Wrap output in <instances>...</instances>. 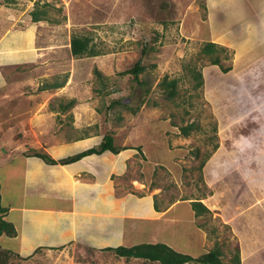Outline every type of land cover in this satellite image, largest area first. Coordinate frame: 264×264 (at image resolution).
Instances as JSON below:
<instances>
[{"label":"rangeland","instance_id":"obj_1","mask_svg":"<svg viewBox=\"0 0 264 264\" xmlns=\"http://www.w3.org/2000/svg\"><path fill=\"white\" fill-rule=\"evenodd\" d=\"M13 1H8V7L18 9L23 23L29 21L36 3H47L48 10V19L36 22L33 59L7 75L30 83L27 90L24 88V94L13 98V104L24 109L22 115L29 121L28 133L24 134L34 138L35 145H54L55 139L64 145L65 141L75 144L79 140H85L82 145H97L106 133L113 135L116 145H141L145 154L141 151L124 173L126 180L131 179L126 189L145 185V188L161 191L158 199L162 206L184 198L205 200L213 212L209 210L194 221L196 226L202 224L200 233L205 239V248L217 242L223 250L224 264H233L231 257L238 245L240 264H264V181L249 189L239 179L244 169H250L253 174L262 171L264 176V154H253L257 146L264 150V145L247 143L251 152L229 158L228 161L234 163L228 166L227 174L215 175L214 180H208L207 171L203 170L205 161L218 145H223L226 151L231 147L227 139L230 135L226 136L228 126L232 129L230 134L239 138L237 127L227 126L225 122L229 116L246 109L239 110L236 98L222 106L224 95H229L227 87L232 84L227 78L216 80L211 90L216 94L210 100L205 96L204 82L213 84L215 75L240 71V63L234 64L235 51L224 44L212 40L224 47L216 65L200 52L205 42L214 39L215 33L211 30L209 34L207 30L208 18L212 22V15L227 0ZM261 1L264 0H244L243 6L238 5V11L245 17V12L255 10ZM219 18L223 16L217 20ZM237 19H241V15ZM239 24L236 20L232 33L226 37L237 36ZM72 34L89 36L101 54L73 56L69 44ZM139 59L144 67L139 74L143 85L127 72ZM189 67L201 71L203 85L200 88H194L195 80ZM164 76L178 79V95L172 99L160 89ZM64 78L62 87L41 89L47 83ZM246 92L249 93V89ZM70 101L73 102L63 109ZM124 103L139 108L133 112ZM260 106L254 116L264 121V103ZM7 120L0 118V184L4 170L11 166V160L2 154L13 153L16 145L26 140L19 127L8 129ZM191 122L198 128L187 136L182 135L180 127ZM232 146L246 145L241 142ZM201 162L204 164L199 166ZM206 179L213 182L211 187L204 182ZM139 182L142 185L138 186ZM15 189V183L10 181L8 192ZM243 224L251 226L248 236ZM4 240V246L0 244L3 249L0 264H159L84 246L63 251L43 249L20 257L6 248L10 240ZM203 253L196 248L191 255L197 257Z\"/></svg>","mask_w":264,"mask_h":264},{"label":"crops","instance_id":"obj_2","mask_svg":"<svg viewBox=\"0 0 264 264\" xmlns=\"http://www.w3.org/2000/svg\"><path fill=\"white\" fill-rule=\"evenodd\" d=\"M8 1L14 2L2 0L0 3V118H11L6 121L8 129L19 127L18 130L26 136L29 121L22 115L24 109L13 104V98L23 93L24 88L27 90L30 83L7 75L33 59L36 22L43 20L32 21L29 15V21L24 20L23 23V16L18 14V9L8 7ZM243 1L227 0L220 10H216L212 15L213 21L208 18L207 23L209 34L211 30L215 33L214 39L208 42H219L232 48L235 51L234 64L240 63L241 66L238 73L225 71L215 75L213 84L204 82L207 86L205 96L210 100L212 95L216 94L211 91L216 80L227 78L232 84L227 87L229 95H224L222 106L236 98L239 110L246 107L244 111L229 116L225 122L227 126L230 124L237 127L239 138L230 134L232 129L228 126L226 136L230 135L227 138L231 141L229 150L226 151L223 145H218L205 164L203 163V168H208L203 169L207 171L208 180H214L217 177L215 175L220 177L227 174L228 166L234 163L228 161L229 158H234L239 153H250L247 143L264 145V121L254 116L261 103H264V1L258 2L255 10L246 11L245 17L238 11V5L243 6ZM231 13L238 15L233 16ZM239 15L243 20L237 19ZM221 16L223 18L217 20ZM236 20L240 22L237 29L239 33L233 38L226 37L232 33L231 29ZM246 89H249V93ZM32 113L37 114L33 111ZM236 115H240L239 119L235 118ZM257 128L258 130L254 131ZM55 140L52 141L54 145H35L34 138L26 136L24 142L16 145L13 153L2 154L7 155V160H11V166L4 170V177L1 179L4 189L0 184V219L11 223L15 234H1V245L4 246L3 243L6 242L4 238L10 240L6 248L20 257L43 249L63 251L77 246L102 252L111 251L110 248L117 246L164 243L188 255L196 248L206 252L213 247L205 248V239L200 233L202 224L196 226L194 223L196 217L203 215H195L191 206V201L199 200L213 212L205 200L184 198L171 204L163 203L166 205L162 206L158 199L161 191L145 188V185L130 186L133 191L126 189L131 179L126 180L124 173L130 164L133 165L137 156L141 155V151L145 154L141 145H117L121 147L117 153L105 150L67 163H47L33 153L34 150H43L53 159L59 160L96 146L82 145L85 140H77L75 144L65 141V145ZM241 142L246 146H232ZM255 150V156L264 154V150L258 146ZM207 165L209 167H206ZM244 170V175L239 179L248 185L249 189L264 181L262 171L260 175L253 174L250 169ZM208 180L204 182L211 187L213 182ZM10 181L16 186L12 193L7 190ZM138 184L142 185L141 182ZM242 226L248 236L247 232L251 226Z\"/></svg>","mask_w":264,"mask_h":264},{"label":"trees","instance_id":"obj_3","mask_svg":"<svg viewBox=\"0 0 264 264\" xmlns=\"http://www.w3.org/2000/svg\"><path fill=\"white\" fill-rule=\"evenodd\" d=\"M46 4L39 5L35 4L34 8L30 11L32 21H40L47 20L48 10L46 8ZM70 52L75 57L80 56H96L101 54L100 50H98L93 43H91V38L87 35H76L72 34L70 37ZM224 51V47L219 46L214 42H205L201 47V54L207 56L212 64H218L220 61V54ZM144 67L141 64L140 59L133 65L132 68L127 70V72L133 75V79L139 84L143 85V80L139 78V74L143 71ZM189 71L192 72V77L194 81V88H200L203 85L202 73L200 70H196L194 67H189ZM66 79L64 78L62 81H56L53 83H47L42 86L41 89L47 88H59L65 84ZM177 78H168L164 76L160 81V89L164 92V94L168 98H174L177 93ZM148 89L146 90V92ZM73 101L68 102V104L63 105V109L67 108ZM124 105L131 109V111L135 112L139 107H132L128 103H124ZM198 128V125L195 122L187 123L180 127V132L182 135L187 136L191 132L192 129ZM217 145H214L216 147ZM121 147L117 146L114 141V137L110 133H106L102 136V139L96 146L87 148L77 154L72 156H68L59 160L53 159L48 153L35 151L34 154L40 158H42L47 163H67L71 161H75L82 156L91 154V153H101L105 150H111L114 153H117ZM204 162V161H203ZM200 163L199 166L203 164ZM192 209L195 212V215H204L209 211V209L199 200L191 201ZM2 207H0V211ZM6 234L9 236H13L15 234V229L11 223L4 219H0V235ZM0 245V250H1ZM3 250V249H2ZM109 250L113 251L117 256H122L125 258H141L149 261H155L159 264H224L222 260L223 250L220 245L216 242L211 249L207 252L197 256L192 257L191 255L184 254L178 252L164 243H141L136 244L131 247L117 246L114 248H110ZM234 253L231 257V262L233 264H240V253L238 245L235 246ZM7 250H4V254H6ZM11 264V263H7Z\"/></svg>","mask_w":264,"mask_h":264}]
</instances>
